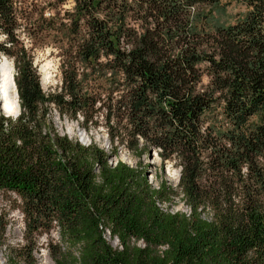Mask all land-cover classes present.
<instances>
[{
	"label": "trees",
	"instance_id": "1",
	"mask_svg": "<svg viewBox=\"0 0 264 264\" xmlns=\"http://www.w3.org/2000/svg\"><path fill=\"white\" fill-rule=\"evenodd\" d=\"M70 1V56L46 95L20 5L0 0L18 103L0 113V193L23 218L22 263L55 232L53 264H264V0H234L232 22L226 0ZM50 106L86 132L99 113L111 154L122 146L135 167L59 134ZM153 153L177 166L188 214L157 206L176 193L148 182ZM7 226L0 211V253Z\"/></svg>",
	"mask_w": 264,
	"mask_h": 264
},
{
	"label": "rangeland",
	"instance_id": "2",
	"mask_svg": "<svg viewBox=\"0 0 264 264\" xmlns=\"http://www.w3.org/2000/svg\"><path fill=\"white\" fill-rule=\"evenodd\" d=\"M20 5L21 28L20 41L29 50L33 58V67L35 68L39 83L43 81V73L40 72L44 65H48V84L41 86V90L46 95L58 91L61 86L60 65L62 61H66L70 56V33L66 25V13L73 8L70 0H17ZM243 6L234 0H226L224 15L222 17L226 22H232L236 14L244 12ZM67 28V29H66ZM72 36V35H71ZM6 63L12 78L15 74L11 58L0 54V64ZM81 68V67H80ZM208 79L202 77V84L206 85ZM0 113H5V107L1 100V84H0ZM50 120L56 131L61 135H66L72 140H77L83 145L91 142L99 146L104 152L110 155V163L120 160L130 167H135L137 159L134 158L129 151L122 146H117L116 155L111 154V145L106 137L103 127V119L99 113L94 117L95 127L88 132L81 129L78 123L68 118H59L57 112L50 106ZM6 116V115H5ZM16 116V115H14ZM10 115L9 117H14ZM81 120L80 117L77 118ZM146 167L148 182L152 186H156V181L162 178L167 186H169L175 195L171 196L169 203H159L157 206L162 210L170 213H185L189 210L184 204L177 183L179 178V170L173 162H166L163 166L160 161L150 155L148 159H141ZM14 196L0 193V211L7 215L8 226L5 233V245L0 253V263H6L8 258L17 264H23L16 250L21 249L25 242L23 240V218L18 209H12ZM105 240L113 247L118 248L116 239H112L108 232H105ZM58 236L55 232L49 234H40L36 237V246L33 253L34 264H53L49 256L48 245L58 243ZM15 250V251H14ZM21 252V251H20ZM11 256V257H10Z\"/></svg>",
	"mask_w": 264,
	"mask_h": 264
},
{
	"label": "bare ground",
	"instance_id": "3",
	"mask_svg": "<svg viewBox=\"0 0 264 264\" xmlns=\"http://www.w3.org/2000/svg\"><path fill=\"white\" fill-rule=\"evenodd\" d=\"M40 72L43 73V81L41 82V86L44 87L48 84V65H44ZM0 84L1 100L3 101V105L5 107V113L3 114L8 117L10 115H17L18 111L15 86L13 83L12 74L5 62L0 64Z\"/></svg>",
	"mask_w": 264,
	"mask_h": 264
},
{
	"label": "water",
	"instance_id": "4",
	"mask_svg": "<svg viewBox=\"0 0 264 264\" xmlns=\"http://www.w3.org/2000/svg\"><path fill=\"white\" fill-rule=\"evenodd\" d=\"M16 97H17V94H16ZM17 111H18V103H17ZM17 114H18V112H17ZM153 155L155 158H157L155 153H153Z\"/></svg>",
	"mask_w": 264,
	"mask_h": 264
}]
</instances>
